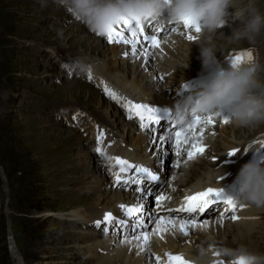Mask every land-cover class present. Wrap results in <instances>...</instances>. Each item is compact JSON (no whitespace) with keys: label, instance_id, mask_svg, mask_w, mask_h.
<instances>
[{"label":"rangeland","instance_id":"1","mask_svg":"<svg viewBox=\"0 0 264 264\" xmlns=\"http://www.w3.org/2000/svg\"><path fill=\"white\" fill-rule=\"evenodd\" d=\"M258 5L264 11V0H258ZM224 33L231 35V29ZM87 35L92 36L79 25L72 24L56 0H0V264L85 263L81 262L83 256L78 251L83 250L86 244L78 247V241H82L80 234L77 232L75 239L70 235L72 227L80 229L83 226L60 218L61 221L51 223L48 217L45 219L43 216L48 211L59 216L58 213H63L61 211H70L78 206H95V193H91L93 199L85 196L88 193L79 196L70 189L73 185L60 184L65 177L90 175L80 162L85 155L90 159V154H87L85 142L82 143L77 132L68 135L66 128L58 124L54 113L60 107L78 105H88L94 110L96 101L99 102L98 94L83 80L66 77L60 62L53 60L55 52H50L51 61L45 54L48 47H54L60 49L67 60L82 57L87 49L80 43L82 38L87 41ZM97 41L93 52L87 53L104 56L101 52H105L106 47ZM213 43L218 49L219 59L229 49L253 46L247 40L230 43L220 34L213 37ZM254 46H259L257 57L264 64V33ZM79 63L74 66L77 70ZM69 83H74L80 91L72 93L67 90ZM105 105L107 103L103 107ZM234 127L239 140L253 137L249 134L252 131L255 139L264 136V125L247 128L250 129L248 131ZM216 132L222 134L220 129ZM219 145L221 147V142ZM139 153L129 157L145 160L144 152L140 150ZM58 170L62 173L59 174ZM190 176L192 174H188V180ZM260 220V232L254 233L252 239L247 238L243 231H233L227 241L231 244L238 242L241 232L246 237L245 242H240L242 247L264 253V216ZM9 230L14 233L19 256L16 250L10 251ZM222 239L226 240L225 235ZM234 246L240 249L237 244Z\"/></svg>","mask_w":264,"mask_h":264},{"label":"bare ground","instance_id":"2","mask_svg":"<svg viewBox=\"0 0 264 264\" xmlns=\"http://www.w3.org/2000/svg\"><path fill=\"white\" fill-rule=\"evenodd\" d=\"M223 32L219 34L221 36H224ZM86 38H87V41L86 39L82 38V42L80 43L82 47L87 49V51L83 52L84 55H87L88 53H92L93 52L92 48L98 45V41H97L98 39L95 38L93 35L92 36L87 35ZM190 47H191L190 52H194L197 46L193 43L189 44V42H185V43L180 42L177 47L175 46V49L170 53V55H168L167 58H163L162 60H159V58L157 60H153L151 59L152 58L151 54L146 56L145 54L139 53L134 56L135 58L134 60H132V64H129L128 61H124L121 59L118 60L117 55H118V52L121 51V49H117V47L113 46V47H108V49L104 48L105 51L110 50L111 52V55H109V57L108 56L105 57V58H110V56H112L110 61L105 60V62H102L103 60L101 61L95 60V61H92V66L94 67L97 74H105L107 76H112L122 86L129 85L134 90H137V92L140 91V93L143 95L146 92L148 93L147 95L148 98L153 99L154 101L161 99L162 102H167L168 98L166 97L165 93L166 94L169 93V91L172 90V86L175 83H182L184 81L185 82L190 81L193 77L199 76L207 72L202 68V63L198 64L196 68H193L191 67V65L184 63V61L189 62V55H187V52H189ZM167 49L170 50L171 48L170 49L167 48ZM101 53L104 54V52H101ZM176 56H178L177 59H176ZM81 63L82 62L80 61L79 64ZM221 63L224 66H228L230 64V59H226ZM187 65L188 67L186 68ZM74 66L75 65H73L72 67ZM180 66L182 67L180 68ZM154 67L158 69L162 67L164 70L166 69V71L169 73L162 72V74H158L157 73L158 70L155 71ZM77 68L79 69L77 70L75 67L76 72L81 70L80 66ZM130 73H132L131 76H129ZM178 75H181L180 78L178 77ZM98 83L102 84L100 80H98ZM68 86L69 87H67V90H71L72 93L74 90L75 92L80 91V88L75 87L74 83H69ZM157 88L161 89L163 95L160 94L161 96H154V95H157L154 93V91H156ZM140 97L144 98L142 96ZM98 100L99 102L96 101V106L99 109L105 108L106 109L105 111L108 114L111 113L112 107L108 103L107 105H105V107H103L104 103L106 104V102L103 100L102 97L98 96ZM214 119L216 121L218 119L222 120L221 117L219 118L215 117ZM105 121L107 122L106 119ZM101 124L104 125V123H101ZM218 125L220 127V131L222 132L221 135L224 136V137H220V142L222 145L221 147L220 145H218V147L224 151H228L229 149L236 148L238 144L235 145L234 143L235 142L239 143L238 139L235 140L236 137L234 136V134L236 133V127H234L231 123L225 124L223 120ZM126 127L124 129V133L129 135V141L133 144L131 145V147H129V149L131 150L132 148H139L137 150L138 152L140 150L144 152L145 149L148 148V146L146 145L147 143H145V138H143L141 135L130 136V135H133L134 133L130 129L127 130ZM92 132H93V136L97 137L98 132H100V130L98 129V131L96 132L95 130L92 129ZM212 132L213 131L211 130L209 133H206L205 138L207 139L208 135L209 136L213 135ZM230 133L233 135V137L228 139V134ZM198 137H195L194 140L200 144H203L204 140L201 138V135H199ZM260 141H264V136L262 135L258 136L250 144V145L258 144L260 145L259 148L255 150H247L245 153L243 152L241 156L237 155V153L231 154L230 156H223L222 160L220 161V165H216V163L213 161L211 162L206 161L207 170L202 172V175L197 178L196 182H194L192 186L187 188V191L194 193L200 190H205L209 186H213L215 188H219L221 186V188H224V193H227L228 191L231 190L230 197L232 200L238 199L241 196V192H240L239 182L236 181V175L239 172L241 166L245 162H248V161H254L257 163L261 162L262 158L264 157V145H261L260 143H258ZM126 144L129 145L127 142ZM182 145H186V144L182 143ZM87 154H89L88 151H87ZM134 154H135L134 152L133 153L127 152L128 157ZM196 155L192 158L185 157L182 155L183 158L180 160V163L185 164V166L190 165L183 169L186 173H187V170L192 168L194 166V163H196L197 161H199L198 164H205L204 162L201 161L202 156L200 157ZM233 155L235 156V160L233 159ZM104 157L107 163L110 164L111 161L109 160L108 150H105ZM88 159L89 157L87 156L86 160ZM80 162L81 163L83 162V158ZM52 164H55V162H53ZM155 168L157 167L152 166V169H155ZM217 169L221 172L220 177L217 174ZM58 173L61 174L62 171L58 170ZM98 173L100 174V178H99L100 180L97 182L87 181L89 178V175L88 177L86 175V176H83L82 178H67V177L62 178V179L60 178L61 179L60 184L73 185L72 188L70 187V189H72L73 192L77 193L79 196H82L83 194H86V193L88 194L95 193L96 198L94 200H96L95 203L97 205L94 203L95 206L93 205L90 206L88 204L84 206H78L68 212H63L60 214L58 213L59 216H57L56 213H52V211L50 212L48 211L45 213L43 217H45L46 219L47 217L49 218L55 215L61 220L71 222L74 225L75 224L79 225V224L84 223L86 226L87 225L90 226L91 224L95 226V222L102 218L103 212L105 210L111 209L117 203V201L123 200L124 194L122 192L124 191L126 192V190L128 191V188H126L125 185L124 187L122 184L120 186H117L115 183L113 185H110L108 181L106 182V180L105 181L103 180V176L99 171ZM171 174L172 173H170V175ZM126 178H128V183L132 181V178L130 176ZM178 179H179L178 183H186V181H189L187 174L178 176ZM112 181L114 182V180ZM229 185H233V186L226 188ZM90 198L93 199L94 197H90ZM85 200H88V199H85ZM236 205H237V208L234 214L239 216V219L234 221L231 219V217L229 218V220L225 218L226 216L230 215L228 213L231 210V206H230L229 208L227 207L228 211L226 213L228 214L224 215L223 219L221 218L214 219L212 221H209L206 225H200L195 228L189 226L188 236L183 235L179 231L178 227L176 228L169 227L167 231L159 232L156 230V224H155L154 227H152L151 230L148 231L149 242H148V245L144 248V250H140L139 248L136 247L137 241L135 240H132L131 242H127V243H121V240H123L127 236V233L130 232V230L128 231V229H126L127 227L123 228V232L125 233V235L120 236V237H118L114 233L107 234L105 232H99L100 230H98L96 226L95 227L90 226L92 230L89 229L88 226L82 227L79 229L80 231L79 237L81 240L84 239L83 241L87 243H85L86 247L82 248L83 250L78 251L80 252L78 254H81L83 256L82 259H84L85 263L89 262L91 264L92 263L94 264H151L154 253H159L160 257L167 258V253L169 252H172L174 254H186L188 249L201 246L202 239L206 233H211L215 240V243L210 245V247H214L217 250H220L222 248H225L224 245H226L232 249H236L234 245L238 243L240 244V242H245L246 237L252 239L253 237H255L254 233L260 232L258 230L259 228H261V226H258V225L261 224L260 219L262 218V216H264V212L262 209H256L254 207H249L247 205H244L243 208H239V205L241 204H236ZM98 207H101V209H98ZM120 215L122 219L127 218V216H125L124 213H120ZM232 215L233 213L231 214V216ZM208 216L202 217V218L207 220ZM187 218L189 217L181 216V217L176 218L177 225L179 224L180 219H187ZM53 222H55V218H53ZM220 227H225V231L220 229ZM135 228L136 230L138 229L137 226H135ZM85 229H88V230H85ZM81 231H84V232L81 233ZM233 231H238V232L243 231V233L246 234V237H245V234L240 232V235H238L239 241L238 242L234 241L231 244V242L230 241L228 242L227 240L230 237L229 234H232ZM222 235H225L226 240L222 239ZM68 238L70 239L71 237L68 235ZM78 242L79 244L81 243L80 241ZM14 244H15L14 249L16 250V254H17L18 246L16 245L17 244L16 240H14ZM72 245L75 246L74 244ZM17 255L19 256V254ZM155 255L157 254H154V256ZM233 259L234 258H228L229 261H227V264H233L234 262ZM54 262L55 261H53V263ZM59 263L56 262L55 264H59ZM61 264H65V263L61 262ZM76 264H80V263H76Z\"/></svg>","mask_w":264,"mask_h":264},{"label":"clouds","instance_id":"3","mask_svg":"<svg viewBox=\"0 0 264 264\" xmlns=\"http://www.w3.org/2000/svg\"><path fill=\"white\" fill-rule=\"evenodd\" d=\"M70 4L79 19L101 34L122 17L139 18L141 21L150 18L177 25H183L189 18L198 22L201 30L195 43L199 45V59L209 78L200 91L176 102L173 109L175 122L185 125L195 115L219 113L237 127L254 129L264 125V64L252 56L239 64L224 66L213 43V37L223 32L218 29L226 24L225 18L232 15L240 24L229 25L231 35L224 32L223 35L230 43L247 40L254 46L264 33V11L258 0H70ZM229 8L234 11L230 13ZM259 147L253 144L246 149ZM217 174L221 176L218 169ZM236 181L239 182L241 196L233 202L264 209V162H245L236 175ZM214 243L212 234L206 233L201 246L188 249L186 255L194 264H213V253L218 251L210 247ZM219 252L228 258L243 256L247 264H264V253L250 251L246 247H225Z\"/></svg>","mask_w":264,"mask_h":264},{"label":"snow or ice","instance_id":"4","mask_svg":"<svg viewBox=\"0 0 264 264\" xmlns=\"http://www.w3.org/2000/svg\"><path fill=\"white\" fill-rule=\"evenodd\" d=\"M153 20L145 19L141 21L139 18L130 19L127 17H122L118 22L115 24L109 25L107 30L104 33H99L101 35L107 36V40L109 42H117V43H123L125 45H132V51L135 53L136 47H137V26L139 27V32L143 33L145 31V24L146 23H152ZM123 24V26L127 27L128 31L131 32L132 39H129L125 34L123 29L117 30L116 25ZM184 27L188 29V35L187 39L190 41L196 40V36L192 34V29H195L196 33L200 32V25L198 22H195L191 18L186 19L183 23ZM178 29L173 28L172 31L175 32ZM142 39L146 42L150 43V46L152 48L159 49L161 47V41L158 39L156 35H144ZM128 53L125 52V55ZM245 57L247 59L252 58V53L249 51L247 53L241 52L238 53L230 58L231 64H239L245 60ZM65 67L70 69V65H65ZM89 79H91V74H89ZM104 92L106 95H108L111 99L120 102L121 97L112 89H110L106 83H104ZM122 107H124L127 111V114L129 118L138 117L140 120V127L142 129H149V131H155L154 128H151L150 126L154 123L155 125H161L164 122V119L162 118L160 114V109L153 107L149 104H143V103H135L132 100H124L122 103ZM215 117H221L223 122L226 124L228 123V117L221 116L219 113H208L205 116H199L195 115L193 116L190 123L186 125H179L178 130L175 131V142L174 147L177 149L179 148V145L181 143L183 144H189L191 143V147L189 148L187 155L189 158L194 157L198 153H203L205 151L206 145L200 144L196 142L193 139H190L188 133L191 132V136L195 137L198 134L202 135L204 129L200 128L199 133L196 131V126L199 124L202 125H212L216 123ZM171 121V120H169ZM163 129H161L162 131ZM103 136L104 133L102 131L98 132L97 141L98 146L93 150L94 153H99L101 157L105 155V150L100 147L99 145L103 143ZM160 140H164V136L159 137ZM261 145H264V141L258 142ZM247 150V149H245ZM237 152H240V149L238 148H232L228 154H235ZM179 154V153H177ZM213 159L215 160L216 157L214 156ZM109 160L111 161L109 165V172L114 176V183L117 186H120L122 181L127 184L128 178L123 176L122 174L128 173L130 170H134L136 173L141 174L140 177L135 181V183L139 184L143 182V177L146 176L150 181H156L158 180V175L152 171V169L145 167L143 164H134L130 162L127 159L121 158L119 156L116 157H109ZM118 166V170L117 169ZM136 191H141L140 188H136ZM222 188H214V187H208L204 191L196 192L194 195H190L185 197L186 204L182 205L179 208L180 212H184L189 215V218L187 219H180L179 224L176 223V218L173 216H160L156 221V230L159 232L167 231L169 227L172 228H179V231L185 235H189V226L195 228L200 225H206L208 223L207 220L201 218L199 221L195 218L192 214L197 213H207L209 208L213 205L217 204V201L220 199H223L222 197ZM163 198L162 195H156L155 200L157 202L161 201ZM225 205L231 206V210L233 212V215L231 216L232 220L239 219V216L235 215V211L237 208V205L233 202L231 198H228L226 200ZM240 208H243L244 205H239ZM120 208L123 210L124 215L127 217H133L136 213L140 212L142 209V206H129V205H120ZM228 211V208L226 207L223 212L219 213V216L221 219H223L225 213ZM141 225H143L145 228L147 225L144 223L143 220L140 221ZM102 225H104L102 227ZM95 226L97 228H101L102 231H108L109 227L115 228L117 231H119L118 226H128V221L119 219L113 215L112 212L105 213L103 222L100 220H97L95 222ZM132 240L137 241L136 247L140 250H144V248L148 245L149 242V233L148 231L143 232H137L135 226H133V230L130 236H126L123 240H121V243H127L131 242ZM215 256H220V252H214ZM156 264H194L193 261H190L186 259L183 254H174L172 252L167 253V258L165 260H162V258L159 255H155L154 257ZM213 264H223L222 261L217 262L214 261ZM233 264H247V260L243 256L237 257V259L233 262Z\"/></svg>","mask_w":264,"mask_h":264}]
</instances>
